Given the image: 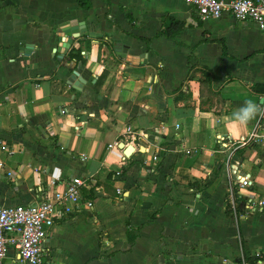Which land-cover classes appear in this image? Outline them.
<instances>
[{"label":"crops","instance_id":"crops-1","mask_svg":"<svg viewBox=\"0 0 264 264\" xmlns=\"http://www.w3.org/2000/svg\"><path fill=\"white\" fill-rule=\"evenodd\" d=\"M85 1L0 0V208L81 177L92 208L54 222L42 264H264V143L248 139L264 115L231 119L264 106V30L178 0ZM72 20L99 37L60 55Z\"/></svg>","mask_w":264,"mask_h":264},{"label":"built area","instance_id":"built-area-1","mask_svg":"<svg viewBox=\"0 0 264 264\" xmlns=\"http://www.w3.org/2000/svg\"><path fill=\"white\" fill-rule=\"evenodd\" d=\"M178 1L193 6L200 20H216L226 13L235 21L251 22L264 30V0H231L228 3L221 0ZM257 129L258 127L248 135V139L264 143V136H260ZM132 134L131 127L125 125L121 138L126 140V136L132 137ZM116 145L114 143L109 148ZM2 149L6 150V147ZM230 172L235 175L237 168L230 166ZM252 185L250 175L237 177L235 195L249 204L251 200L244 198L241 192ZM86 189H90L87 179L68 178L57 184H49L31 204L0 208V263L12 251L19 262L42 264V243L50 236L54 222L79 212L82 208H92V201L83 195V190ZM117 193L120 194V191L117 190Z\"/></svg>","mask_w":264,"mask_h":264},{"label":"water","instance_id":"water-1","mask_svg":"<svg viewBox=\"0 0 264 264\" xmlns=\"http://www.w3.org/2000/svg\"><path fill=\"white\" fill-rule=\"evenodd\" d=\"M81 25L78 24L77 21L72 20L68 22L67 24H64L60 27L57 28L55 32V38H56V44L61 43L62 46L58 47L56 52L58 54H66L69 47L73 45V40L80 38V37H85L87 35H90L91 38H97L99 35L97 34H88L87 30L85 28H80ZM110 37V36H107ZM112 44V42H110ZM120 46L119 44H114L113 49L116 51V49H119ZM121 49V48H120ZM121 52V50H120ZM59 56L55 57L54 60L58 62ZM66 84L68 86H71L73 89L76 91H80L82 88V85L84 84V81L78 76V74L74 71L71 72L70 76H68L66 80ZM120 149H123L124 146L121 144L119 146ZM133 152V148L128 147L124 151V156L126 158H129Z\"/></svg>","mask_w":264,"mask_h":264},{"label":"clouds","instance_id":"clouds-1","mask_svg":"<svg viewBox=\"0 0 264 264\" xmlns=\"http://www.w3.org/2000/svg\"><path fill=\"white\" fill-rule=\"evenodd\" d=\"M258 115H264V106L252 100H245L231 115V119L240 127H246Z\"/></svg>","mask_w":264,"mask_h":264},{"label":"trees","instance_id":"trees-1","mask_svg":"<svg viewBox=\"0 0 264 264\" xmlns=\"http://www.w3.org/2000/svg\"><path fill=\"white\" fill-rule=\"evenodd\" d=\"M78 1L83 7H85V8L89 7L88 3L85 0H78ZM70 57L71 58H76V56L73 54V50L70 52Z\"/></svg>","mask_w":264,"mask_h":264}]
</instances>
